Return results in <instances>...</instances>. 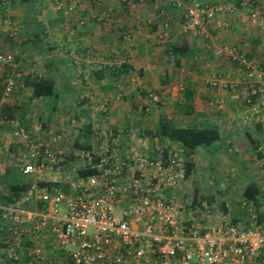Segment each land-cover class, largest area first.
<instances>
[{"label": "crops", "instance_id": "1", "mask_svg": "<svg viewBox=\"0 0 264 264\" xmlns=\"http://www.w3.org/2000/svg\"><path fill=\"white\" fill-rule=\"evenodd\" d=\"M203 1L221 4L218 15L227 23L220 28L207 27V36L182 31L179 23L183 8L168 0L0 2V18L8 16L16 27L11 37L0 32V49L14 54L10 65L0 63V75L8 71L14 80L4 101L13 106V117L0 113V120L10 124L5 131L0 125V176L3 168H9L8 152L17 155L23 146L8 119L18 123L29 115L38 117L40 125L57 123L55 127L62 128L58 144L67 139V127L78 123L79 128L70 137L71 155L94 144L92 131L96 128L110 129L111 142L119 150L135 146L153 153L156 147L180 145L144 134L145 129L155 127L160 115L174 125L213 124L218 127L222 148L254 152L251 159L256 171L259 149H264V76L244 80L238 59L215 54L214 49L234 46L264 65V25L247 22L249 10L256 6L264 14V0ZM160 7L163 14H157ZM149 16L152 21L146 23ZM135 20L140 24L138 32L124 38L123 33L131 31ZM29 73L50 79L52 94L31 96ZM211 74L219 79L218 84L208 82ZM250 84L262 89L261 103L246 100L253 99L248 93ZM148 91L156 92L159 100L150 99ZM10 126L12 132L8 131ZM35 133L39 136L42 132ZM255 175L251 173V180ZM48 180L61 178L45 172L37 184ZM35 204L38 201L24 205ZM243 215L240 208L238 213L231 211V217ZM47 234L42 233L41 248ZM21 243L22 257L31 242L24 236ZM4 246L0 239L3 255Z\"/></svg>", "mask_w": 264, "mask_h": 264}, {"label": "built area", "instance_id": "2", "mask_svg": "<svg viewBox=\"0 0 264 264\" xmlns=\"http://www.w3.org/2000/svg\"><path fill=\"white\" fill-rule=\"evenodd\" d=\"M6 0H0L5 3ZM183 8L179 28L207 36V27L226 25L218 12L221 4L203 0H168ZM257 7V6H256ZM252 8L247 22L264 25V14ZM164 9L158 8L157 14ZM152 16L145 19L150 23ZM124 38L138 32L133 23ZM16 27L8 16L0 18V32L11 37ZM215 54L237 58L243 66V79L264 76V65L246 57L234 46L219 45ZM12 51L0 49V63L13 62ZM119 63V62H118ZM0 94L4 102L14 87L10 72L5 71ZM211 85L219 79L211 74ZM262 89L250 84L246 100L261 103ZM157 101L159 96L148 91ZM23 146L17 150L18 168L32 178L29 187L10 203L0 204V239L10 264H264V217L259 218L254 205L245 198L239 203L242 217H231V207L224 202L221 210L198 199L184 201L174 189L184 179V155L179 145L156 147L153 153L130 146L119 150L112 144L110 129L92 131L94 144L80 148L74 160L78 167L94 170L70 180L66 187L59 180L37 181L57 166L62 159L58 135L43 140L33 136L17 121ZM234 147L228 146L227 150ZM254 182L264 200V149H259ZM30 201H38L25 207ZM198 201V202H197ZM62 202V204H61ZM49 231L59 250V259L44 254L39 243L42 233ZM31 244L21 257L22 239Z\"/></svg>", "mask_w": 264, "mask_h": 264}, {"label": "rangeland", "instance_id": "3", "mask_svg": "<svg viewBox=\"0 0 264 264\" xmlns=\"http://www.w3.org/2000/svg\"><path fill=\"white\" fill-rule=\"evenodd\" d=\"M7 65H10V63ZM57 121L58 120H56V122ZM40 122L41 120L38 117H35V115H29L27 118L22 117V120L18 119L17 125L20 126L22 125L21 123H25V127L33 136H37L35 131L40 130L42 133H39L38 135L43 140L48 139L52 134H57L58 141L60 140L62 128L55 127L57 123L55 125H40ZM68 122H70L69 119ZM74 123L75 124L70 127H67L69 130L67 131V139L64 138L65 140L63 139V141H60L61 143L58 144L63 151L62 159L57 166H54L50 171H47L50 175L60 176L61 180L59 181L60 183H63L64 187L67 186L70 180L76 177V168L80 163L73 159L72 156L75 154L71 155L70 152L72 149V146L69 144L70 137H72V133H75L79 128V124H76V122ZM0 125H2V130L5 131L7 130L5 129V126L10 124L4 120H0ZM44 125L47 128H44ZM14 127L16 128V126ZM12 129L13 127L11 128L10 126L8 131L12 132ZM220 141L221 140L218 138L216 141L212 142V144H200L194 148V153H191L189 156L191 167L190 172L183 180H181L173 192L177 197L184 201L191 198L193 201L198 199L201 203L202 201L209 203L214 212L216 209L221 210L222 201H228L232 213H238L239 207L237 205H239L240 201L244 199L240 193L241 189L247 181L251 180V173L256 172L255 168L252 167L253 161L251 159V157H254V152L252 150L242 151L239 148L234 151H227L225 148H222ZM8 154L10 155L6 158V161L9 168L7 170L3 168L2 176H0V190L4 192L7 191L6 181L11 174L19 169L17 166L18 159L16 152L9 151ZM184 156L185 158H188L185 154ZM240 210H243V208H240ZM45 232L48 234L45 235V238L43 239L45 243L43 245L44 247L41 248L42 252L44 254H49L48 252H51L52 256L59 259L60 253L59 250L56 249V243L47 229ZM39 243L41 245V237L39 238ZM45 247H48V251H45ZM0 261V264H10L1 251Z\"/></svg>", "mask_w": 264, "mask_h": 264}, {"label": "trees", "instance_id": "4", "mask_svg": "<svg viewBox=\"0 0 264 264\" xmlns=\"http://www.w3.org/2000/svg\"><path fill=\"white\" fill-rule=\"evenodd\" d=\"M29 84L31 88V96H46L53 92L52 81L48 78L37 77L34 73H29ZM5 83L4 74L0 75V94L3 90ZM13 106L8 105L6 102L0 104L1 116L6 118L13 117ZM145 135L157 136L170 142H177L182 147L183 153L188 156L184 158V178L190 172V159L189 156L193 152L197 145H209L219 138V130L216 125L208 124L203 126H186V125H174L170 123L168 117L160 115L156 121V125L153 129H145ZM86 145V144H85ZM85 147H88L86 145ZM93 168L82 166L76 168V173L79 175H85L88 172L93 171ZM32 181L31 176L23 174L19 169L15 171L7 180V191L0 192V204L10 203L15 198L24 192ZM46 182V181H45ZM39 183V181H38ZM241 195L246 200L253 203L254 209L258 213V217L261 219L264 217V200L261 195L259 187L253 180L247 181L241 189ZM228 202V201H224ZM221 202V208L223 206ZM241 208L239 205H237ZM5 253V251H4ZM6 257V255H5ZM8 260V258L6 257ZM9 261V260H8Z\"/></svg>", "mask_w": 264, "mask_h": 264}]
</instances>
